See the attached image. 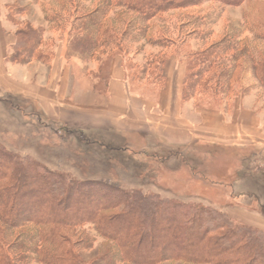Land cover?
<instances>
[{
    "label": "trees",
    "instance_id": "trees-1",
    "mask_svg": "<svg viewBox=\"0 0 264 264\" xmlns=\"http://www.w3.org/2000/svg\"><path fill=\"white\" fill-rule=\"evenodd\" d=\"M78 1L40 2L47 23L55 24L58 19L60 24H69V33H76L69 40L75 51L91 54L108 50L112 59L121 56V51L127 52L128 44L159 47L138 67L141 76L151 74L155 81L164 79L167 53L175 54L186 64L182 100L194 98L204 104L201 107L216 106V100H225L229 94L230 100L244 95L247 87L243 83L249 76L264 89V46L254 47L237 39L245 25L250 31L252 24H247L246 16L240 22L242 27L237 26L239 30L233 27L234 33L229 31L219 40L195 48L188 43L189 37L209 19L184 14V19L170 25L166 17L171 11L205 2L239 6L245 0H101L93 8V2ZM12 7L7 6V18L18 25L9 16ZM254 25L257 33L253 40L264 42V23ZM44 31V26L29 23L23 30L16 29L10 57L20 63L42 61ZM206 35L197 38L202 40ZM228 107L231 111L227 103L222 108ZM86 224L110 244L89 261L80 254V250L92 249L95 241L84 232ZM33 261L264 264V231L201 203L128 191L90 178L75 179L0 146V264Z\"/></svg>",
    "mask_w": 264,
    "mask_h": 264
},
{
    "label": "rangeland",
    "instance_id": "rangeland-1",
    "mask_svg": "<svg viewBox=\"0 0 264 264\" xmlns=\"http://www.w3.org/2000/svg\"><path fill=\"white\" fill-rule=\"evenodd\" d=\"M5 1L13 6L9 10V16L18 23L11 28L14 32L16 29H25L27 23L44 26L40 49L42 54L40 57L43 59L40 62L46 69L41 67L42 75L51 72V66L56 59V66L60 70L59 78L65 75L67 92H72L73 95L69 96L70 102L74 100L87 105L93 101H102L98 95L89 96V93L100 94L105 89L111 59L108 50L104 52L98 49L96 53L86 54L83 50L72 49L69 40L76 33H69V24H60L58 19L55 24L47 23L42 13L41 0ZM89 1L93 2L91 8L97 2H101V0L78 2ZM184 14H188L189 18L198 15L209 19L206 25L199 27V31H194L189 37L188 43L194 48L205 47L229 31L234 33L233 27L239 30L237 26L242 27L240 22L245 16L248 19L247 24H252L250 31L245 25L244 29L243 27L240 29L237 39H245V42L254 47L264 46V42L253 40L254 34L257 33L254 24L264 23V0H245L239 6L205 2L185 10L171 11L166 17L171 22L170 25H173L178 19H184ZM205 32L207 35L204 39L197 38ZM127 46V52L121 51L120 54L131 88L134 90L143 88L144 92L149 91L155 95L163 79L155 81L148 71L150 75L148 77L144 75L146 78L144 80L142 78L144 76L138 72V67L140 69L149 54L157 53L160 48L142 43ZM166 58L165 66L179 61V57L171 53H167ZM32 74H37V70L33 68ZM250 82L254 83L253 92L259 97L258 103L263 105L264 89L250 76L244 80L243 85ZM28 96L0 91V146L3 149L19 156H27L51 170L75 179L90 178L128 191L157 193L161 197L201 203L220 211L227 207H237L246 212L264 214L263 174L258 173L260 166L263 167L264 164L262 158L253 157L250 164V158H247V152L244 150L231 151L221 147L198 146L191 151H184L163 143L137 146L127 143L120 137L114 140L111 137L114 134L111 133L109 138L105 136L108 133L103 132L101 128L85 129L83 125L72 127L71 123L48 118L42 104ZM230 96L229 94L222 101L216 100L217 105L211 108L223 109L224 103L233 107L236 98L230 100ZM196 105L201 107L204 104L200 105L197 102ZM230 108L223 111L229 113ZM82 228L85 233L93 236L95 241L92 249L80 250L81 257L85 261L98 258L110 244L98 237L91 225L86 224ZM30 264L40 263L33 261Z\"/></svg>",
    "mask_w": 264,
    "mask_h": 264
},
{
    "label": "crops",
    "instance_id": "crops-1",
    "mask_svg": "<svg viewBox=\"0 0 264 264\" xmlns=\"http://www.w3.org/2000/svg\"><path fill=\"white\" fill-rule=\"evenodd\" d=\"M8 5L9 2L0 0L1 92L29 95L42 104L48 118L71 123L72 127L101 128L109 138L114 134L111 136L114 140L120 137L137 146L163 143L184 151L198 146L244 150L250 164L253 157L264 162V104L258 103L253 82L245 83L248 91L236 97L231 111L225 113L223 109L197 106L194 98L182 100L185 61L165 66L163 83L153 95L143 88H131L123 59L115 55L110 60L103 93H89V96L98 95L102 101L87 105L70 102L69 96L73 95L67 92L65 75L59 78L56 59L51 74L42 75L44 64L40 61L20 63L10 57L15 34L11 29L14 24L7 18ZM33 68L37 74H32ZM263 167L260 166L258 173L263 174L264 182ZM224 212L234 220L264 231L262 212H246L237 207H227Z\"/></svg>",
    "mask_w": 264,
    "mask_h": 264
}]
</instances>
